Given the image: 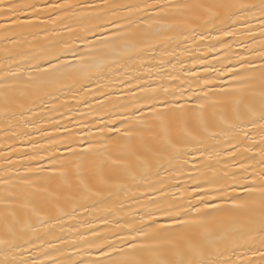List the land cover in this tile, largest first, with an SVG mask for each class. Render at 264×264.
Returning a JSON list of instances; mask_svg holds the SVG:
<instances>
[{
	"label": "snow or ice",
	"instance_id": "snow-or-ice-1",
	"mask_svg": "<svg viewBox=\"0 0 264 264\" xmlns=\"http://www.w3.org/2000/svg\"><path fill=\"white\" fill-rule=\"evenodd\" d=\"M0 264H264V0H0Z\"/></svg>",
	"mask_w": 264,
	"mask_h": 264
}]
</instances>
